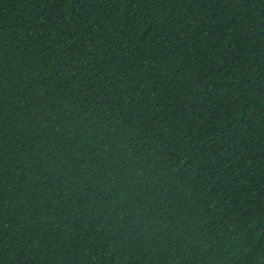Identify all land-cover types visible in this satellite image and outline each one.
I'll list each match as a JSON object with an SVG mask.
<instances>
[{"label":"trees","instance_id":"16d2710c","mask_svg":"<svg viewBox=\"0 0 264 264\" xmlns=\"http://www.w3.org/2000/svg\"><path fill=\"white\" fill-rule=\"evenodd\" d=\"M0 264H264V0H0Z\"/></svg>","mask_w":264,"mask_h":264}]
</instances>
